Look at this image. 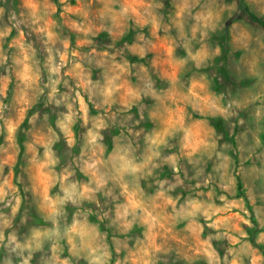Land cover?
<instances>
[{
  "label": "clouds",
  "instance_id": "clouds-1",
  "mask_svg": "<svg viewBox=\"0 0 264 264\" xmlns=\"http://www.w3.org/2000/svg\"><path fill=\"white\" fill-rule=\"evenodd\" d=\"M0 264H264V0H0Z\"/></svg>",
  "mask_w": 264,
  "mask_h": 264
}]
</instances>
